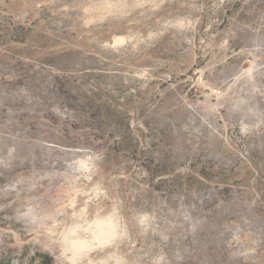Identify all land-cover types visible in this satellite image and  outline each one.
<instances>
[{
    "label": "rangeland",
    "instance_id": "obj_1",
    "mask_svg": "<svg viewBox=\"0 0 264 264\" xmlns=\"http://www.w3.org/2000/svg\"><path fill=\"white\" fill-rule=\"evenodd\" d=\"M0 264H264V0H0Z\"/></svg>",
    "mask_w": 264,
    "mask_h": 264
},
{
    "label": "bare ground",
    "instance_id": "obj_2",
    "mask_svg": "<svg viewBox=\"0 0 264 264\" xmlns=\"http://www.w3.org/2000/svg\"><path fill=\"white\" fill-rule=\"evenodd\" d=\"M78 243H71L72 245H71V248L73 249V250H76L77 249V247H80L81 249L83 248V246L85 245H83V244H81V243H79V241H77Z\"/></svg>",
    "mask_w": 264,
    "mask_h": 264
}]
</instances>
